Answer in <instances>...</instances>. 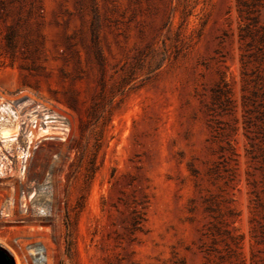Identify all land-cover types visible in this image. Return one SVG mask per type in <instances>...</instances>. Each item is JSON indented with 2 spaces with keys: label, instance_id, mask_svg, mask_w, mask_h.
I'll use <instances>...</instances> for the list:
<instances>
[{
  "label": "rangeland",
  "instance_id": "374dc122",
  "mask_svg": "<svg viewBox=\"0 0 264 264\" xmlns=\"http://www.w3.org/2000/svg\"><path fill=\"white\" fill-rule=\"evenodd\" d=\"M242 24L236 0H0V107L28 120L0 125L15 264H264Z\"/></svg>",
  "mask_w": 264,
  "mask_h": 264
},
{
  "label": "trees",
  "instance_id": "16d2710c",
  "mask_svg": "<svg viewBox=\"0 0 264 264\" xmlns=\"http://www.w3.org/2000/svg\"><path fill=\"white\" fill-rule=\"evenodd\" d=\"M240 27V41L243 45L241 54V74L243 81L251 86L250 95H243L245 135L253 140L252 128H257L263 136V145L254 151L250 143L247 154L252 160L259 161L264 171V27L260 24V12L264 8V0H236ZM245 90V89H244ZM231 91H228L230 94ZM230 99V98H229ZM232 102V100H228Z\"/></svg>",
  "mask_w": 264,
  "mask_h": 264
},
{
  "label": "bare ground",
  "instance_id": "6f19581e",
  "mask_svg": "<svg viewBox=\"0 0 264 264\" xmlns=\"http://www.w3.org/2000/svg\"><path fill=\"white\" fill-rule=\"evenodd\" d=\"M1 105H3V104H1ZM7 106L6 105H3L2 107H0V111L3 112V113L9 114V116H11V114H14V118L16 119L17 124L16 125H9L8 124V123H10L9 122V119L8 118L6 119V117H4V114H2L3 117L1 116V118H0V125H1V128H2V131H1L2 132V135H3L4 138H7V139L18 138L19 136H21V133L22 132L28 130L27 129V126H26V123H27L26 121H28V120H25L24 123L21 122L22 123L21 124L19 122L20 118L16 115V113L14 112V110L10 106H8V107ZM23 125H25V126L23 127ZM42 130L44 132H48L49 131V130L43 129V128H42ZM2 135H1V137H2ZM32 136H33V133L30 132V134H28V139L30 141L32 140ZM0 243L5 246V244L3 242L0 241ZM2 245H0V248H3ZM30 253L32 254L33 259L35 260V262L37 264H44V262H46L45 257H44L45 255L43 253V247L42 246H39L38 245L33 251H30ZM46 263H48V262H46Z\"/></svg>",
  "mask_w": 264,
  "mask_h": 264
},
{
  "label": "water",
  "instance_id": "95a60500",
  "mask_svg": "<svg viewBox=\"0 0 264 264\" xmlns=\"http://www.w3.org/2000/svg\"><path fill=\"white\" fill-rule=\"evenodd\" d=\"M0 264H15L14 260L3 248H0Z\"/></svg>",
  "mask_w": 264,
  "mask_h": 264
}]
</instances>
